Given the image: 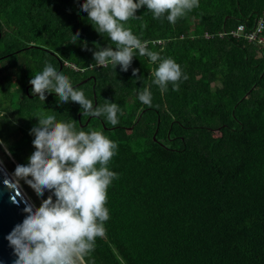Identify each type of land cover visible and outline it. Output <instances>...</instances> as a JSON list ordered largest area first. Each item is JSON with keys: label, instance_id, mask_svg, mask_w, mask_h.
Masks as SVG:
<instances>
[{"label": "trees", "instance_id": "obj_1", "mask_svg": "<svg viewBox=\"0 0 264 264\" xmlns=\"http://www.w3.org/2000/svg\"><path fill=\"white\" fill-rule=\"evenodd\" d=\"M84 2L0 0V152L12 170L30 164L38 114L102 132L118 145L107 165L118 178L107 190L105 235L83 264H264V42L218 35L240 23L252 29L264 0H199L175 24L138 9L124 27L188 76L163 93L152 75L160 61L138 50L127 71L97 66L94 53L117 45L95 29ZM47 64L94 108L117 104L119 123L92 116L86 124L78 103L28 92ZM145 89L151 106L139 100ZM27 179L38 205L39 196L56 199Z\"/></svg>", "mask_w": 264, "mask_h": 264}, {"label": "clouds", "instance_id": "obj_2", "mask_svg": "<svg viewBox=\"0 0 264 264\" xmlns=\"http://www.w3.org/2000/svg\"><path fill=\"white\" fill-rule=\"evenodd\" d=\"M145 5L154 19H162L166 14L168 22L175 24L198 8L199 0H85L82 9L95 29L100 34L107 33L117 45L116 49L97 50L94 60L97 66L120 65L127 71L138 50V56H147L153 63L160 61L152 75L161 92L166 91L169 83L178 91L179 82L188 79L181 66L172 58L161 60L159 53L150 51L146 42L124 27V22L135 17ZM138 71L134 69L133 75ZM30 83L41 101L46 100V92H54L60 104L72 101L81 105L83 115L103 116L113 126L119 123L117 104L94 108L83 91L76 90L69 78L51 64L35 74ZM139 100L151 106L150 91L141 92ZM37 117L38 126L31 130L36 151L29 158V165L17 166L15 176L17 183L31 176L27 183L38 195L49 190L56 199L50 195L35 211L28 205L25 211L29 215L7 239L18 256L15 264H82L94 251L96 238L105 235L104 222L109 219L105 206L107 190L118 178L107 165L118 145L102 132L76 131L73 123L57 122L54 115L41 113Z\"/></svg>", "mask_w": 264, "mask_h": 264}, {"label": "water", "instance_id": "obj_3", "mask_svg": "<svg viewBox=\"0 0 264 264\" xmlns=\"http://www.w3.org/2000/svg\"><path fill=\"white\" fill-rule=\"evenodd\" d=\"M1 35L3 33L0 29V37ZM31 86H28V92ZM95 105H97V101ZM81 115L79 114V119ZM91 118L92 116L88 118L86 124ZM28 205H32L33 211L36 210L26 190L17 183L6 167L0 163V264H15L18 259L14 247L7 237L29 215L25 211Z\"/></svg>", "mask_w": 264, "mask_h": 264}, {"label": "built area", "instance_id": "obj_4", "mask_svg": "<svg viewBox=\"0 0 264 264\" xmlns=\"http://www.w3.org/2000/svg\"><path fill=\"white\" fill-rule=\"evenodd\" d=\"M263 30H264V19L261 17L257 20L254 27L250 30H248L246 23H240L235 28L225 29L224 31L219 32L218 35L223 37L227 34H232L238 38L245 37L250 42L261 44L264 42V36L262 35ZM72 67L76 69V66L72 65Z\"/></svg>", "mask_w": 264, "mask_h": 264}, {"label": "rangeland", "instance_id": "obj_5", "mask_svg": "<svg viewBox=\"0 0 264 264\" xmlns=\"http://www.w3.org/2000/svg\"><path fill=\"white\" fill-rule=\"evenodd\" d=\"M247 39V38H246ZM250 42V41H248ZM255 43V42H254ZM257 45V43H255ZM6 152L8 153V155H11L10 152L8 151V149L6 148ZM14 160V159H13ZM0 163L3 164L6 169L10 172V174L15 178V180L17 181V177L15 176V172L12 170V166H10L9 164L11 163L9 161V159L7 158V156L5 157V155L3 153L0 152ZM19 185L24 188L22 182H21V179H19ZM26 190V188H24ZM34 190V189H33ZM35 191V190H34ZM26 192L28 193V195L31 197L32 201H33V204L34 206L37 208L40 207V205H38L35 200H33L32 196L29 194V192L26 190ZM36 192V191H35ZM39 200H41V202H43L42 198L39 196L38 198ZM83 264V263H82Z\"/></svg>", "mask_w": 264, "mask_h": 264}]
</instances>
